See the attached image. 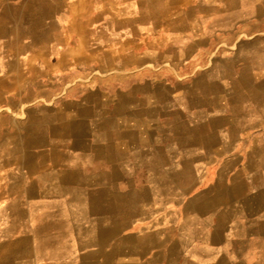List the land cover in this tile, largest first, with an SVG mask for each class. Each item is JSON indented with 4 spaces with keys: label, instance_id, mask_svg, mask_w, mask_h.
Returning a JSON list of instances; mask_svg holds the SVG:
<instances>
[{
    "label": "rangeland",
    "instance_id": "374dc122",
    "mask_svg": "<svg viewBox=\"0 0 264 264\" xmlns=\"http://www.w3.org/2000/svg\"><path fill=\"white\" fill-rule=\"evenodd\" d=\"M192 30L199 42L190 55L155 65L145 58L140 67L103 58L104 68L79 58L70 69L47 66L24 95H2L0 159L11 163L0 172V196L8 197L3 174L18 182L15 200L0 202V264H264V18L208 39ZM206 86L219 104L206 101ZM230 102L241 111L222 123L231 128L222 136L214 120ZM142 112H152L156 169L129 157L109 162L100 152L130 145L124 129L136 131ZM29 123L44 126L31 140ZM74 133L84 159L66 151L76 148ZM26 140L36 155L24 154ZM29 162L65 179L61 204L76 215L50 216L52 196L22 199Z\"/></svg>",
    "mask_w": 264,
    "mask_h": 264
},
{
    "label": "crops",
    "instance_id": "0c3cea01",
    "mask_svg": "<svg viewBox=\"0 0 264 264\" xmlns=\"http://www.w3.org/2000/svg\"><path fill=\"white\" fill-rule=\"evenodd\" d=\"M261 18H264V0H0V103L2 95H24L26 89L32 88L35 79L42 74H48L47 66L51 68L52 73L56 70H64L66 67L70 69L80 61L79 58H87L88 62L93 59L99 66L103 65L101 62L103 58L109 59L108 65L110 59H116L113 66L118 65L117 59H121L119 65L125 67L131 63L140 67L143 65V59L146 58L149 63L155 65L154 59L171 56V53L190 55L196 46L192 43L199 42L193 34V25L201 27L203 33L200 35L208 39L215 32L233 31L241 24H251ZM183 26L187 28L183 30L181 28ZM73 38L76 44L71 42ZM82 41L86 42L83 47L80 45ZM182 42L189 45L186 46ZM159 46L162 48L160 51L157 49ZM68 58L72 61L65 60ZM35 63H37L35 70L27 69V66ZM37 66H44V69H39ZM213 86H216L214 88L216 91L219 89L218 84L213 83ZM211 89H213L211 86L205 87L203 94L208 95L206 101H215L214 104H219V94L216 92L212 95L214 89L210 91ZM223 90L227 89L223 88ZM238 109L230 102L229 109L222 113L220 120H214L212 116L213 119L210 121L209 118L206 120L204 118V124L213 120L219 123L215 128L216 131L221 130L222 135L225 131H231V128L225 129L222 123L225 120L235 122L233 113H237ZM242 110L244 114L246 110L243 108ZM151 113L142 112L133 120L136 123V131L124 129V133L130 136V145L121 141L117 146L110 145L104 148L100 154H103L109 162H117L118 159L129 157L141 166L146 164L144 166L146 169H156L153 163H157L158 153L151 151V145L148 146L152 138L149 132L152 127V120L149 118ZM31 125L29 123L26 129L30 130L26 137L29 140L34 138L33 131L40 130L42 133L44 129L41 124L36 128L37 130ZM209 130H213V126H209ZM189 134V137H194ZM73 135L76 148L66 150L67 153L73 154V157H85L87 150L85 153L81 149L80 136L75 133ZM210 136L212 135L206 134L203 137L210 138ZM28 143L31 144V141L26 140L23 145L26 146L24 154L36 155L32 153ZM137 147H140V150ZM54 154L57 155L58 152ZM123 160L126 161L127 158ZM10 161V157L0 159V172L8 167ZM24 166V188L21 189L24 201L30 203L35 199L33 195L38 194L39 198L43 195L44 200L47 196H52L50 202L55 203V206L50 216L66 217L69 215V209H72L70 215H76L77 208L75 211L73 207H63L61 204L63 196L65 197V194L60 192L61 187L64 186V178L47 173L41 162L34 168L30 162ZM34 170H38L35 181L31 177ZM3 175L7 185L2 195L8 197L0 196V202L7 199L14 201V196L16 197L14 187L18 180L13 174ZM76 180V186L83 182V179L81 182L79 178ZM77 201H79L78 196ZM6 207H9L8 203ZM65 211L69 212L63 213Z\"/></svg>",
    "mask_w": 264,
    "mask_h": 264
},
{
    "label": "bare ground",
    "instance_id": "6f19581e",
    "mask_svg": "<svg viewBox=\"0 0 264 264\" xmlns=\"http://www.w3.org/2000/svg\"><path fill=\"white\" fill-rule=\"evenodd\" d=\"M114 230V229H113ZM120 258H121V256H119ZM119 257H117V260H119L120 258ZM105 264H108V261L105 263Z\"/></svg>",
    "mask_w": 264,
    "mask_h": 264
}]
</instances>
